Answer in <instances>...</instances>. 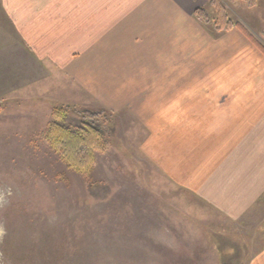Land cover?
<instances>
[{"label": "crops", "instance_id": "1", "mask_svg": "<svg viewBox=\"0 0 264 264\" xmlns=\"http://www.w3.org/2000/svg\"><path fill=\"white\" fill-rule=\"evenodd\" d=\"M208 4L0 0V51H22L40 71L24 84L33 96L49 98L58 79L134 115L179 198L236 221L264 197V24L255 32L239 19L242 28L216 35L195 17ZM248 264H264V247Z\"/></svg>", "mask_w": 264, "mask_h": 264}, {"label": "rangeland", "instance_id": "2", "mask_svg": "<svg viewBox=\"0 0 264 264\" xmlns=\"http://www.w3.org/2000/svg\"><path fill=\"white\" fill-rule=\"evenodd\" d=\"M232 2L229 14L259 32L264 0ZM0 53L7 59L0 64V264H248L264 247V197L236 221L199 199L184 202L134 115L91 103L58 79L49 98L33 96L37 89L24 84L40 71L22 51ZM63 88L68 95L56 98ZM68 106L61 124L72 130L83 127L85 112L102 114L104 147L95 150L90 179L45 134L53 110Z\"/></svg>", "mask_w": 264, "mask_h": 264}, {"label": "trees", "instance_id": "3", "mask_svg": "<svg viewBox=\"0 0 264 264\" xmlns=\"http://www.w3.org/2000/svg\"><path fill=\"white\" fill-rule=\"evenodd\" d=\"M208 1L212 8L211 11L200 8L195 13L196 19L202 25L210 27L216 35L234 28H242V24L229 14L226 5L221 0ZM69 110V106L55 108L53 121L50 122L45 134L52 148L59 153L68 166L90 179L95 162V150L104 147L102 141L103 138L105 139L104 133L96 124L102 114L93 111L85 112L83 127L72 130L61 124L66 117L65 112Z\"/></svg>", "mask_w": 264, "mask_h": 264}]
</instances>
